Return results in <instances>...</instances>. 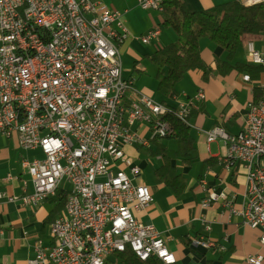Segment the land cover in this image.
<instances>
[{
	"label": "built area",
	"instance_id": "1",
	"mask_svg": "<svg viewBox=\"0 0 264 264\" xmlns=\"http://www.w3.org/2000/svg\"><path fill=\"white\" fill-rule=\"evenodd\" d=\"M162 2L137 0V5L162 12ZM70 17H77L78 27L70 26ZM160 32L154 27L141 39L148 44ZM129 36L124 12L101 1L59 0L52 6L51 0H0V132H16L24 150L42 154L22 160L30 176L22 181L23 193L0 191V200L37 206L60 189L67 192L65 207L51 224V240L36 241L29 264H108L110 256L127 250L144 261L178 264L156 226L136 215L154 196L149 186L135 182L142 170L125 148L172 137L168 117L191 124L189 116L206 93L199 89L168 106L138 91L135 80L123 75L121 48ZM247 49L252 63L264 65L254 42ZM244 79L250 81V75ZM258 85L263 95L248 103L244 128L231 133L216 126L207 140L227 146L222 160L227 169L237 163L246 169L244 204L228 206L243 224L261 230L264 243V82ZM225 197L210 192L202 205ZM197 243L217 246L205 235ZM247 260L262 264L264 256Z\"/></svg>",
	"mask_w": 264,
	"mask_h": 264
},
{
	"label": "crops",
	"instance_id": "2",
	"mask_svg": "<svg viewBox=\"0 0 264 264\" xmlns=\"http://www.w3.org/2000/svg\"><path fill=\"white\" fill-rule=\"evenodd\" d=\"M93 1H101L111 9L124 12L130 36L121 48L122 59L125 54L131 55L135 59L134 70L146 71L142 62L150 58L157 49L177 39L172 29L161 26L162 12L144 10L137 5V0ZM225 1L229 0H186L189 8L194 11ZM154 27L160 28V34L150 43H143L141 36ZM250 41L255 44L260 42V38L255 35L245 36L233 63H252L247 49ZM201 49L203 59L212 66L216 65V58L221 59L225 55L222 47L208 40L202 41ZM164 72L167 73L168 68ZM244 75L232 71L225 76L215 75L205 81L201 72L191 71L178 83L176 96L167 98L168 104L178 106L199 89L206 93L205 100L194 108L199 112L191 120L196 159L191 164H185L175 155L178 143L174 154L170 153L169 142L166 140L175 138L163 139L173 165L186 179L187 185L182 195L176 196L169 186L157 180L156 170L162 165L163 159L149 155L147 149L151 145L125 148L133 163L142 170L135 182L149 186L154 196V202L136 215L143 223L156 226L168 247L175 253L178 264H251L247 260L248 256H264L261 230L243 224L241 218L232 214L228 206L231 203L235 208H240L244 204L246 169L239 163L227 169L221 159L227 152V146L220 140H207V132L216 126L231 133L240 132L244 128L248 103L260 84L255 80L246 81ZM127 78L135 80L133 77ZM144 93L153 97L154 91L145 88ZM163 98L162 96L161 101ZM143 154L160 161L151 179L144 177L146 163L149 161L142 159ZM34 157H42L41 152L24 150L16 132L10 135L0 132V191L20 196L23 193L22 181L30 180V176L22 168V160ZM209 158L216 162L206 163ZM125 170L129 173L128 168ZM9 175L12 176L11 179ZM29 188L32 190V185ZM210 192L224 194L226 197L204 207L202 202ZM53 208L54 204L50 199L37 206L24 205L20 200H0V264H29V260L35 255L36 241L42 239L48 243L51 240L52 223L48 222V218ZM205 224L211 225L210 231H205ZM204 235L214 240L217 246L206 248L198 244L197 241ZM220 245L225 248L221 249ZM108 264H124V261L118 254H114L109 257Z\"/></svg>",
	"mask_w": 264,
	"mask_h": 264
},
{
	"label": "trees",
	"instance_id": "3",
	"mask_svg": "<svg viewBox=\"0 0 264 264\" xmlns=\"http://www.w3.org/2000/svg\"><path fill=\"white\" fill-rule=\"evenodd\" d=\"M162 27L172 29L177 39L159 49L150 57L156 66L158 90L164 97L163 104L171 106L167 98L177 94V85L191 71L202 73L203 80H209L215 75L225 76L232 71L249 74L257 83L264 82V65L254 63H233L236 53L243 45L247 35L264 36V1L256 4H244L241 0H229L200 10H191L186 0H163ZM208 40L224 50L223 58L215 59V66L207 63L202 57L201 43ZM168 68L165 73L164 69ZM263 95L259 87L255 89L252 102H258ZM199 112L192 110L191 121ZM171 121L178 143L176 157L185 164H191L195 158L196 145L191 134V124L176 117H168ZM164 138H154L147 151L151 157H161L162 165L156 170L159 182L165 183L176 194L182 195L187 182L182 173L177 171L168 154V148L163 143ZM223 160V157L221 158ZM206 163L216 162L213 158ZM54 204L48 222L53 223L65 207L67 192L60 189L55 196L49 198ZM124 264H163L156 258L141 260L131 250L117 253ZM210 264V263H208Z\"/></svg>",
	"mask_w": 264,
	"mask_h": 264
},
{
	"label": "rangeland",
	"instance_id": "4",
	"mask_svg": "<svg viewBox=\"0 0 264 264\" xmlns=\"http://www.w3.org/2000/svg\"><path fill=\"white\" fill-rule=\"evenodd\" d=\"M259 36L260 38V42L256 43L255 45L256 47L263 52L264 54V36L263 35H255ZM134 61L135 59L132 58L131 55L129 54H125V56H123V75L124 77H133L135 78L136 82H135V87L138 91L140 92H144L145 88H150L154 91L153 94V99L155 101H161L162 99V94L159 92L158 90V80L156 78V73H157V69L156 66L152 63L151 59L148 58L146 59L144 62H142V64L146 67V71H138V70H134ZM151 136V134L149 135ZM167 142H169V149H170V153L174 154L175 149L177 147V142L176 139H167ZM142 159H146L145 161L148 162H144V164H147V169L144 172V177L151 179L154 175V169L159 165L160 161H158V159H154V158H150L148 155L143 154L142 155ZM132 160V159H131ZM66 189L70 190L71 189V185L69 183H66L65 185Z\"/></svg>",
	"mask_w": 264,
	"mask_h": 264
},
{
	"label": "bare ground",
	"instance_id": "5",
	"mask_svg": "<svg viewBox=\"0 0 264 264\" xmlns=\"http://www.w3.org/2000/svg\"><path fill=\"white\" fill-rule=\"evenodd\" d=\"M52 6H59V0H51ZM70 26L78 27L77 17H70Z\"/></svg>",
	"mask_w": 264,
	"mask_h": 264
}]
</instances>
